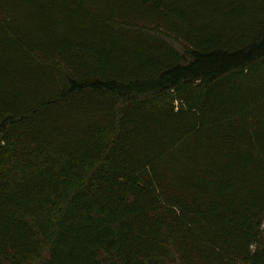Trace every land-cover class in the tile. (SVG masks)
<instances>
[{
  "label": "trees",
  "instance_id": "16d2710c",
  "mask_svg": "<svg viewBox=\"0 0 264 264\" xmlns=\"http://www.w3.org/2000/svg\"><path fill=\"white\" fill-rule=\"evenodd\" d=\"M262 69L264 0H0V264H264Z\"/></svg>",
  "mask_w": 264,
  "mask_h": 264
},
{
  "label": "rangeland",
  "instance_id": "374dc122",
  "mask_svg": "<svg viewBox=\"0 0 264 264\" xmlns=\"http://www.w3.org/2000/svg\"><path fill=\"white\" fill-rule=\"evenodd\" d=\"M246 5H250V4L248 3ZM263 77H264V71L262 69V70H258L257 72H255V74L251 78L252 79H262ZM170 96H172L173 99L176 98L175 94H173V93H170ZM167 99H168V95H167ZM176 101H179V100H176ZM176 101H174V105H176L178 103ZM175 102H176V104H175Z\"/></svg>",
  "mask_w": 264,
  "mask_h": 264
},
{
  "label": "built area",
  "instance_id": "2783aa9c",
  "mask_svg": "<svg viewBox=\"0 0 264 264\" xmlns=\"http://www.w3.org/2000/svg\"><path fill=\"white\" fill-rule=\"evenodd\" d=\"M176 103V102H175Z\"/></svg>",
  "mask_w": 264,
  "mask_h": 264
}]
</instances>
